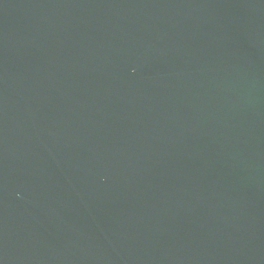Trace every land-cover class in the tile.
Instances as JSON below:
<instances>
[{"label":"water","instance_id":"95a60500","mask_svg":"<svg viewBox=\"0 0 264 264\" xmlns=\"http://www.w3.org/2000/svg\"><path fill=\"white\" fill-rule=\"evenodd\" d=\"M0 264H264V0H0Z\"/></svg>","mask_w":264,"mask_h":264}]
</instances>
